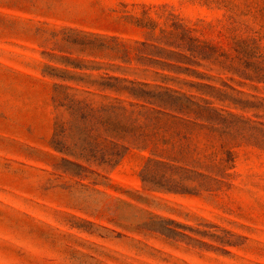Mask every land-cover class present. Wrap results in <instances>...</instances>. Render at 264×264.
<instances>
[{
    "label": "rangeland",
    "instance_id": "obj_1",
    "mask_svg": "<svg viewBox=\"0 0 264 264\" xmlns=\"http://www.w3.org/2000/svg\"><path fill=\"white\" fill-rule=\"evenodd\" d=\"M103 96L114 164L62 151L69 98ZM168 140L198 162L166 173L182 192L142 180ZM0 264H264V0H0Z\"/></svg>",
    "mask_w": 264,
    "mask_h": 264
},
{
    "label": "trees",
    "instance_id": "obj_2",
    "mask_svg": "<svg viewBox=\"0 0 264 264\" xmlns=\"http://www.w3.org/2000/svg\"><path fill=\"white\" fill-rule=\"evenodd\" d=\"M188 31H184V37L187 38ZM190 42L191 52L195 54V58L201 60H208L212 58L217 47L201 42L195 39L187 38ZM192 63L198 65V61L192 60ZM104 88L113 89L114 91H121L124 89L118 88V86H111L110 84L103 85ZM115 102L116 104H105L98 108H95L92 103L86 99L77 100L74 97L69 98L67 110L70 111L71 121H68L69 128L74 130L77 135V143L70 146H64L66 153H70L79 149L81 152L87 153L91 157L92 161H96L99 164H114L121 157V155L127 151V146L123 145V141H126V134L131 131H123L121 120L119 119V111H123L121 104L126 102L117 98H109L103 96ZM199 102L191 101V105L197 110V120L201 122L212 123L214 118H221L216 109L210 107L209 102L200 100ZM133 106V103L129 104ZM180 111V110H178ZM157 114L170 116L173 119L181 120L178 116L169 115L165 111L156 110ZM77 113H81L76 116ZM118 118L119 122H115L114 119ZM204 126V125H202ZM135 141V139H134ZM145 143L142 145L144 148L151 147V155L153 158H148L144 169L141 172L143 175V182L152 181L155 177H158V171L162 172L160 180H164L166 184H171L178 188H169L168 190L173 192H182L183 185L180 180H172L170 177L166 178L167 172L186 169L177 167L174 163H185L186 165H198V162L191 161L185 154L184 148H177L175 143L168 141ZM64 145V144H63ZM86 156V157H88ZM159 158V159H155ZM88 159L87 161H89ZM172 186V187H173Z\"/></svg>",
    "mask_w": 264,
    "mask_h": 264
}]
</instances>
